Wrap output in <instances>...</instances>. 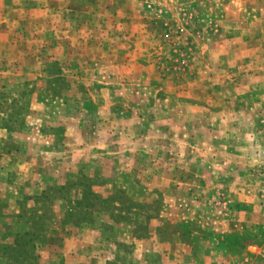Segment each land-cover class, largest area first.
Wrapping results in <instances>:
<instances>
[{
  "label": "rangeland",
  "instance_id": "rangeland-1",
  "mask_svg": "<svg viewBox=\"0 0 264 264\" xmlns=\"http://www.w3.org/2000/svg\"><path fill=\"white\" fill-rule=\"evenodd\" d=\"M2 91L0 264H264V0H0Z\"/></svg>",
  "mask_w": 264,
  "mask_h": 264
},
{
  "label": "trees",
  "instance_id": "trees-1",
  "mask_svg": "<svg viewBox=\"0 0 264 264\" xmlns=\"http://www.w3.org/2000/svg\"><path fill=\"white\" fill-rule=\"evenodd\" d=\"M59 71V70H58ZM61 75H58V76H56L55 78L57 79L58 77H60ZM58 79H60V78H58ZM63 78H61V80H62ZM25 93V92H24ZM24 93H20L19 94V96L21 97L22 95H24ZM9 97L6 95V92H0V104H1V108H5L6 107V100L8 99ZM13 101V100H12ZM17 110L18 111H16L15 112V114L17 115L18 114V112H20V107H18L17 106ZM14 114V115H15ZM12 115H13V113H12ZM13 115V116H14ZM6 116V115H5ZM12 116V117H13ZM2 120V119H1ZM0 127H4V128H6L7 130H9V126L7 125V123H4V124H2L1 123V125H0ZM2 247H3V245H2Z\"/></svg>",
  "mask_w": 264,
  "mask_h": 264
},
{
  "label": "crops",
  "instance_id": "crops-1",
  "mask_svg": "<svg viewBox=\"0 0 264 264\" xmlns=\"http://www.w3.org/2000/svg\"><path fill=\"white\" fill-rule=\"evenodd\" d=\"M64 129H65V135H66V132L67 131H69V127H64ZM26 137V136H25ZM29 137V136H28ZM20 139V137H9V140L7 139L6 141H4V144H6V145H8V144H12V142H14V143H16V141L17 140H19ZM30 138H33V136H30ZM5 140V139H4ZM16 148H18V147H16ZM15 148V149H16ZM15 149H14V151H15ZM8 150L6 149V151L5 152H7ZM64 242H68L67 244H69V243H71V242H74L73 240H68V239H65V241ZM65 243V244H66Z\"/></svg>",
  "mask_w": 264,
  "mask_h": 264
}]
</instances>
